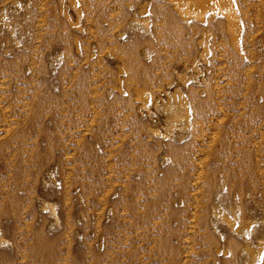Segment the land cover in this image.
I'll list each match as a JSON object with an SVG mask.
<instances>
[{"label": "rangeland", "instance_id": "374dc122", "mask_svg": "<svg viewBox=\"0 0 264 264\" xmlns=\"http://www.w3.org/2000/svg\"><path fill=\"white\" fill-rule=\"evenodd\" d=\"M230 1L0 0V264H264V0Z\"/></svg>", "mask_w": 264, "mask_h": 264}, {"label": "bare ground", "instance_id": "6f19581e", "mask_svg": "<svg viewBox=\"0 0 264 264\" xmlns=\"http://www.w3.org/2000/svg\"><path fill=\"white\" fill-rule=\"evenodd\" d=\"M170 2L172 3L174 10L178 13L179 17L186 22L191 19L190 18L191 16L196 17L197 15L200 17L201 20H204L207 11L211 12L212 19L216 16L217 13L223 12L226 14L227 23L231 24V22H233L232 24L236 26V16L233 13L232 2L230 0H170ZM232 24L230 25V27L232 26ZM218 26H219V22L213 26L208 25V27L210 28H215ZM197 103L201 105V107H205V105L207 104L206 100H199V101L197 100ZM184 104L185 103L182 99H175L174 101L168 100V102L166 103L165 108L170 109V116L173 121L181 120L183 117L187 119V115H188L187 109H185L184 112L182 110L175 109L176 106H184ZM210 108H211L210 110L211 113L217 111L215 107H210ZM201 113L204 114L205 112L203 110L198 112L196 114V117L201 115ZM212 136L214 137V135ZM214 155L216 156L218 154L215 153ZM227 222L230 225V229H233L235 222L228 218H227Z\"/></svg>", "mask_w": 264, "mask_h": 264}]
</instances>
